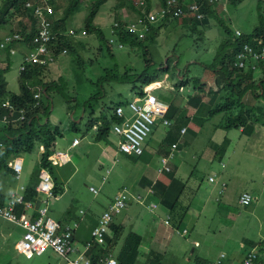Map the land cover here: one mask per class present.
Masks as SVG:
<instances>
[{
    "label": "rangeland",
    "instance_id": "rangeland-1",
    "mask_svg": "<svg viewBox=\"0 0 264 264\" xmlns=\"http://www.w3.org/2000/svg\"><path fill=\"white\" fill-rule=\"evenodd\" d=\"M88 3L89 0H83L84 8L76 13L70 24V29L79 31V35L70 37L74 42L72 50L75 49L77 52L71 51L67 55L59 56L46 73L49 79H60L62 76L68 86L66 95L63 96L59 92L52 94L49 126L53 129L58 126L65 127L64 136L57 139V149H70L68 143H71L74 136L83 138L82 143L77 146L75 151L69 150L74 169L69 171L68 167L54 168V173L60 177V187L63 190L56 201L51 203L50 215L56 219L76 215L84 217L86 220H92L96 217L94 214L102 213L109 206L117 189L130 176H133L135 170L130 167H134L136 164L140 168L145 166L147 161L154 166H161V155L159 156L158 151L160 148L171 146L172 142L166 138V135L168 128L173 125L167 128L156 124L146 140L144 154L135 158H140V160L125 162L124 155H119L118 158L115 155L116 159L114 160L111 155L108 158L103 154L104 147L116 150L119 137L113 130L107 141L97 143L93 140L95 131L88 130L86 127L89 122V114L85 112V106L100 92V87L95 84V81L115 66L119 67L120 72L127 71L129 74L140 72L146 67L145 59L151 58L153 63L150 66V73L154 66L160 67L162 64L169 70V74L165 75L161 82L165 87L174 89L167 88L168 90H165L162 87L155 91L156 94L162 100H166L170 104L173 103V124L183 122L185 126L189 127L186 137H189L190 140L185 148L187 155H184V158L186 156L188 160L184 165L190 180L186 192L182 196V201L187 199L191 201L195 196L199 199L198 203L201 200L204 201V207L192 206L194 209H190V212L185 214L186 218L179 228L188 230L186 237L176 234L173 228L169 230V236L165 242L168 254L164 260H160L161 263L199 264L197 257L200 252L207 254L205 259L202 258L207 262L212 258L215 259L214 256L221 252L230 253L235 249H241L242 244H238L234 248L233 246L236 241L249 236L244 229L248 230L252 239L263 238V204H260L257 207L258 211L254 212L256 217L249 221L247 209L254 207L256 201L252 205L242 206L236 200V196L242 189L251 188L254 183L260 184L264 180V112L259 116L261 121L252 120L257 124L254 126V133L250 134L242 133L237 128H225L227 117L234 111H238L237 109L233 112L223 111L219 114H210L209 110L218 106L230 95V90L223 89V86L220 85L219 87L214 85L220 72L216 73L210 69L215 62L220 45L226 39L234 41L236 37L240 36L237 34L238 31L250 34L257 26L264 23V0L231 2L227 4L226 11L222 9V5H216V12L204 20H199L198 23L187 16L172 18L165 26L157 23L156 33L152 40L144 43L145 47L130 45L120 47L119 40L116 38L113 44L110 45L108 42L112 48V54L108 52L105 43L96 34L82 35L83 20L88 11ZM139 11L126 0H108L100 8L95 22L104 30V35L109 40L112 37L111 25L115 20L119 18L120 20L135 19L142 13L141 9ZM18 21V18L12 20L14 30H16ZM10 30L11 28L8 26L0 27V40L5 34L12 32ZM100 46L102 50H100ZM0 59L3 61V65H6L7 53L0 52ZM21 63V53L12 54L11 67L6 73V79L8 89L13 93H20ZM260 72L254 73L255 79L259 78ZM177 76L189 80L184 89L176 88L179 84ZM101 86L103 88H101L100 102H92V107L97 112L94 118L99 116L104 109L103 105L109 102L108 104L113 106L119 99L124 102L126 113L131 114L127 107L126 97L133 95L132 83H109L101 84ZM189 96L200 97L199 101L202 105H200L199 113L195 110L193 100L187 101ZM69 97L73 99H69ZM250 97L245 96L243 102L248 103L249 106H259L260 111H264V99L256 100V98L251 99ZM236 108H238V104ZM75 117L78 118L76 121L79 129H69L68 125ZM85 134L87 135L85 136ZM225 141L228 143H224ZM40 155L39 146L24 155V175L31 172L32 178L34 175L36 180ZM75 168V173L70 177ZM108 169H110L109 174H107ZM211 175H216L215 180H209ZM105 176H107L106 180H104ZM223 183L224 188L222 187ZM92 187L97 189L98 193H94L91 190ZM135 207H128L119 217L117 215V222L122 220L125 215L130 214L131 209H135ZM154 213L162 220L164 219L162 214L159 215L158 211H152L151 208L143 210L140 214L147 222ZM198 219L200 224L197 228L196 221ZM140 224L142 225L141 222ZM18 227L11 222L0 220V264H58L62 261L67 264L66 258L58 255L51 248L42 254H35L31 257L19 253L16 247L14 248L16 241L20 240L23 235L22 229ZM143 227L138 225L137 230L141 232ZM161 227L164 228V225L162 224ZM202 227L204 228L202 229ZM10 230L15 235L6 238L5 234H8ZM193 238H198L197 240L202 246H196L192 241Z\"/></svg>",
    "mask_w": 264,
    "mask_h": 264
},
{
    "label": "built area",
    "instance_id": "built-area-1",
    "mask_svg": "<svg viewBox=\"0 0 264 264\" xmlns=\"http://www.w3.org/2000/svg\"><path fill=\"white\" fill-rule=\"evenodd\" d=\"M210 4L222 5L224 11L226 6L234 0H205ZM55 0H28L26 7L29 8L36 17V29L31 40L32 48H28L27 52L22 57L20 71L26 69L28 65H39L46 67L53 64L61 55H66L68 49L61 46V39L57 32L53 29L52 16L55 13L53 3ZM136 6H144L145 0H133ZM144 9L142 13H144ZM187 16L196 19L205 17L202 12L201 5L198 0H167L165 5H159L154 2L151 10L145 17L137 15V18L132 20H115L111 25L110 43L113 44L116 38L124 33L130 32L138 37H145L151 30V25L156 24L164 19L172 17ZM240 35V31L237 32ZM67 37H76L79 31L70 29L64 33ZM82 35H87L86 31L82 30ZM22 35L19 32H10L3 36L0 41V49H9L11 54H16L22 42ZM119 42V46L123 44ZM264 64V41L258 38L254 43L246 42L240 47L235 54L233 66L238 69H251L258 71L260 65ZM164 88L162 82H155L144 86L143 90L133 89L132 97H126L127 107L131 114L126 113L124 105H117L114 113L121 119L112 126V130L119 137L117 148L120 152L131 155L141 156L144 152L145 143L156 124L164 127H171L173 120L169 116L170 104L162 100L156 90ZM183 89V88H182ZM41 92L34 95L36 104H39ZM4 106L15 110V105L10 101H5ZM25 110L20 109L19 119H24ZM4 123H8L9 119L4 116ZM187 128H182L184 134ZM80 143L78 138L74 139L73 146ZM4 144L0 142V150ZM45 152L44 145H41V155L39 163L42 161ZM183 153L179 142L171 144L168 153L160 158L161 168L159 172H170V163L177 156ZM48 159L52 166L62 167L71 161L70 152L57 150L53 152ZM1 162V159H0ZM8 167L14 172L17 178H20L24 171V158L21 155L10 158L7 162ZM110 169L107 170L109 174ZM37 184L35 193L32 197H28V186L20 184L16 190L12 191L5 199H0V219L11 222L23 229V235L16 243V249L19 253L31 257L35 254H42L48 248H51L58 255L66 258L67 264H119L116 257L112 254L101 257L99 262H95L91 257L87 256L88 251L93 247V244L106 246V237L109 233L110 225L113 223L117 214L121 213L131 203L137 202L145 204L148 195L157 193L154 187L147 189L146 193H132L128 184L120 188L114 199L99 217L97 224L91 231V240L85 242L82 249L76 245V228L77 223H61L50 215V205L58 197L55 196V181L52 173L47 167L39 166L37 174ZM108 176V175H107ZM104 177V180L107 178ZM215 176L210 177L213 181ZM94 193L97 189L91 188ZM133 201V202H132ZM255 197L249 191H244L239 197V203L242 206L254 204ZM149 208L156 211L159 208V203L149 201ZM172 216L168 212L165 214L164 222L168 226H172ZM180 235H186L187 229L180 230L176 228ZM196 245L199 243L196 242ZM264 249V237L261 239L259 247H255L248 251L239 264H257L258 258L261 255V250ZM228 256L226 253H221L219 257L209 264H227Z\"/></svg>",
    "mask_w": 264,
    "mask_h": 264
},
{
    "label": "trees",
    "instance_id": "trees-1",
    "mask_svg": "<svg viewBox=\"0 0 264 264\" xmlns=\"http://www.w3.org/2000/svg\"><path fill=\"white\" fill-rule=\"evenodd\" d=\"M27 1L28 0H0V27L8 26L11 28L10 31L19 32L22 35L21 44L23 46H27L28 48H32L33 46L31 45V40L35 33L37 19L33 12L26 7ZM107 1L108 0H89L87 5L88 11L84 17L82 28L87 34H96V36L105 43L108 52L112 54V48L109 46V44L111 45L110 41L106 39L104 30L95 22L100 8ZM166 1L167 0H145V5L139 7L133 3V0H126V2L132 5L133 8L137 9V11H139V9L145 10L144 13L139 15L141 17H145L149 13L154 2H158L159 5H165ZM198 2L201 5L202 12L205 14V17L201 20H204L207 16L213 15V13L216 12L217 7L215 8L214 4H210L205 0H198ZM231 2H238V0ZM53 5L55 9V13L52 16L53 29L57 32L58 37L61 39V46L68 49L67 54L71 51L77 52L75 49L72 50L74 47L73 40H71L70 37L65 36L64 33L70 29V24L76 13L84 8L83 0H55ZM16 18H18L19 21L16 25V30H14L12 20ZM172 18H177V16ZM172 18L164 19L158 23L165 26ZM118 20H120V18ZM191 20L198 23L200 19L191 18ZM156 24L151 25L149 34L143 38L130 32H124L120 34L117 39L123 45L145 47L144 43L148 40H152L153 35L156 33ZM258 38H262L264 41V23L257 26L250 34H243L240 32V36L236 37L234 41L229 39L224 40L216 54L214 64L210 67L213 72H220V75L216 78L215 82L218 85L223 86V89L230 90V95L225 98V101L219 103L218 106L211 108L209 113L219 114L223 111L233 112L237 109L238 111H234L233 114H230V116L227 117L228 119H226L227 121L224 125L225 128H242L243 132L250 134L255 130L254 126L257 124L252 120L256 119L261 121L259 116L264 111H260L259 106H249L248 103L243 102V99H245V96L247 97V95L251 96V99H264V64L260 65L259 71L261 72L259 78L255 79L254 73L256 71L251 69L235 68L233 66V61L236 51L240 47H242L246 42L254 43ZM99 48L102 50L101 46ZM0 52L7 53L6 65H3V61L0 59V142L4 144V147L0 150V175L11 171L7 165L10 158L17 155L24 156L25 154L32 152L37 145H44L45 152L39 166L47 167L52 173L55 181L54 193L55 196L58 197L63 189L59 186L57 176L54 173V167L48 157L53 152L57 151V139L64 136L65 127L62 126V128L58 126L56 129L51 128L49 126V114L52 110V94L59 92L63 94V96L66 95V90L68 89L67 83L62 76L60 79L48 78L46 73L50 70L51 65L46 67L28 65L25 70L20 71L19 73L20 93H13L9 91L8 81L6 79V73L11 67L12 54L9 49H1ZM145 63V69H142L140 72H136L134 74H129L127 71L120 72L118 70L119 67L115 66V68L108 70L104 76L99 77L95 81V84L100 87V92L97 93V95L93 97L88 104H86L85 112L89 114V122L86 127L88 130L93 129L95 131V138L97 141H107L108 136L112 131L113 124L121 120L114 113V110L117 105H123L124 103L119 99L113 104V106H111L108 102L102 106L104 109L100 112L99 116L94 118V115L97 112L94 107H92V102H100L99 98L102 96L101 88H103L101 84L132 83L134 89L142 91L144 86L155 82H161L163 77L169 74V70L166 69V67H163L162 64L160 67L154 66L152 73H150V66L153 63L151 58L145 59ZM168 64H170L169 61ZM176 79L179 82L176 88L179 87L180 89L184 88V86L189 82V80L185 77L180 78V76H177ZM37 92H41V97L39 99V104L35 105L36 99L34 98V95ZM189 97V99L192 100L196 99L195 110L199 113L201 110L200 105H202L199 101L200 97ZM69 99L73 98L69 97ZM5 101L13 103L15 105V110L4 106L3 104ZM237 104L238 108H236ZM231 106H233V109ZM20 109H24L26 112L24 119H19ZM172 112L173 103L170 104L169 116L174 118L172 116ZM4 116L9 119L8 123L3 122L2 119ZM77 119L78 118L75 117L72 120V122L68 125L69 129H79L76 121ZM180 123L182 124L183 122ZM166 138L172 142V144L177 141L178 133L174 130V127H171L170 129L168 128ZM224 143H228V141H225ZM173 182L174 179L172 178V183ZM36 184L37 179L29 186V198L34 195ZM184 188L185 186L181 184L175 197V203L179 200ZM169 206L172 208L173 205L171 204ZM111 226L116 234V232L119 231V228L117 229L119 226L115 223H112L110 227ZM114 237L115 235L113 238L109 237L107 239L106 237L108 247L106 249H101L99 251V255L87 253V256L91 257L97 263L101 257L110 255L111 251L108 248ZM141 240L142 236L135 231H130L127 234L120 252L116 256L119 264L136 263L139 256V246ZM197 262L199 264H207V262L203 261L201 258H197Z\"/></svg>",
    "mask_w": 264,
    "mask_h": 264
},
{
    "label": "crops",
    "instance_id": "crops-1",
    "mask_svg": "<svg viewBox=\"0 0 264 264\" xmlns=\"http://www.w3.org/2000/svg\"><path fill=\"white\" fill-rule=\"evenodd\" d=\"M19 47L20 48H19L18 52H20L22 57H23L24 54L27 52L28 47L23 46L22 44H20ZM214 85L215 86L217 85V87H219V85L216 82ZM167 88H170V87L164 86L165 90H168ZM172 90H174V89L172 88ZM189 100H187V101H189ZM182 101H180V102H182ZM192 103L196 107L195 99H193ZM0 125H1V123H0ZM173 127H174V130L178 133L177 141H179L180 147L183 149V153L181 155H179L178 157H176L173 160V162H171V169L172 170L170 172H165V171L159 172V169L161 168V166H159V167H158V165L154 166L149 161H147L145 166H142L140 168H138L136 166V164L133 163L134 167H130L131 169L135 170V172H133V176H130L126 180V182H124L121 186V187H123V186L128 184V187L130 188L132 193H139V192L146 193L148 188L154 187L156 189L157 193L153 196L148 195L147 196L148 201L145 204H141V203H137V202L132 201L133 203H131L128 207L133 208L134 206H136L135 209H131V213L125 215L122 220H119V222H117L118 217L128 207L125 208L121 213L117 214L118 217H117V215L115 216L113 223H115L119 226V227H117V229L119 228L118 229L119 231H117L115 234V232L113 231V228L111 226L109 229V233L107 234V239L109 237L113 238V236L115 235L114 239L112 240V242L110 243L109 248H108V249H110V251H111L110 253L114 257H116L118 255V253L120 252V249L123 245L124 239L127 236V234L130 231H135L142 236V240H141V243L139 246V256H138L135 264H159V263L162 264L160 260L161 259L164 260V258L168 254V249H167V246L165 245V242H166L167 237L169 236V230H171V228H173V230L176 232V234H178L175 227L176 228L180 227V224L186 218L185 214L190 212V209L191 210L194 209L192 206H195V207L198 206L199 208L204 207V201L201 200L200 203H198L197 201L199 199H197L196 196L191 201L189 199H187L184 202L182 201V196L186 192V187L188 186V183L190 180V177L185 172L186 166L184 165L185 162L188 160V159H186V156L184 158V155H187V153L185 152V148H186V145L189 144V140H190L189 137H186L187 134L189 133V127L185 126L184 123H182V124L181 123H177V124L174 123ZM184 127H186V128L188 127V129L184 134H182L181 130ZM66 128H67V126H66ZM240 130L242 133H245V132H243L242 128H240ZM254 131L252 133H254ZM86 135L87 134H85V136ZM115 135L118 137V135L116 133H115ZM75 138H78L80 140V143L78 145H80L82 143L83 138H81V137L79 138V137L74 136L73 140H71V143L70 142L68 143V148H70V149H68V151L69 150L75 151L77 149L78 145H76L75 147L73 146V142H74ZM93 138H94L93 140H95V142H96L97 140L95 138V134L93 135ZM104 141L105 140L97 141V143H102ZM37 146H39V149H41V145H37ZM57 150L67 151V149H57ZM110 150H111V152H110ZM168 150H169V148H163V149L160 148L158 151L159 156L160 155L162 156V155L168 153ZM144 152H143V154H144ZM103 154H104V156H108V158H110V155H111L114 158V160L116 159V157L118 158L119 155H124L126 157V159H124V162L127 160H130V161L131 160H140V158L135 159L136 157H140V156H131V155L122 153L118 150L117 147H116L115 151H113L112 148H110V147H104ZM115 155H116V157H115ZM161 156H160V158H161ZM181 156H183V157H181ZM23 158H24V163H25V157L23 156ZM70 158H71V155H70ZM176 159H177V161H176V163H174V161ZM38 163H39V159H38ZM66 167H68L69 171H72V169H74L75 166L73 164L72 158L68 164H66L62 167H58V168H66ZM75 171H76V168L70 174V177L75 173ZM23 173H24V171L22 172L20 178H17L12 170L8 173H4V174L0 175V199H5L12 191L16 190V188L20 184H23V185H26L29 187L34 182L35 177L33 175V178H32L31 172H29L25 175ZM213 176L216 177V175H211L210 177H213ZM210 177H209V180H210ZM59 178L60 177H57V181H58L59 186H60L61 183L59 181ZM172 178L174 179L173 183H172ZM181 184H183L185 186V188H184L179 200L175 203V197L179 191ZM253 185L254 186H252L251 188L242 189L240 192H238V194L236 196V200L239 203V197L242 194V192L249 191L254 195L256 203L254 204V207L247 209V211H248L247 216H248L249 221H252L256 217L254 212L258 211L257 207H259L260 204H263V206H264V180H262L260 184L254 183ZM222 187L224 188V183L222 184ZM120 188L117 189V191L113 195L111 201L114 199L116 193L119 191ZM223 188L221 189L222 192H223ZM149 201H156L159 203V208L156 210V211H158L159 215L162 214V216L165 217L166 213L169 212L171 214V216H172L171 221H173L172 226L166 225L164 222V219L162 220V218L157 216L156 213H154V215L151 216V218L147 222L145 221L144 217L140 213L143 210L149 208V206H148ZM171 204L173 205L172 208H170V206H169ZM105 209L103 210V212L105 211ZM178 209H179V211H178ZM220 210L223 211V209H220ZM263 211H264V209H263ZM102 213L94 214L96 217L92 220H86V218L79 217L76 215L75 216L69 215L68 217H64L61 219L55 218V219L60 221L63 224L64 223H69V224L77 223L76 245H77V247L82 249V246L84 245V243L91 240V238H92L91 237V231H92L93 227L97 224V220L102 215ZM244 215H245V212H244L243 216ZM258 219H260L259 216H258ZM0 220H2V219H0ZM140 222L142 223V225L140 224ZM196 222H197V228H198V225L200 224L199 219ZM162 224L164 225V228L161 227ZM138 225H140L141 227L144 226L142 228L141 232H139V230H137ZM18 228H21V227H18ZM203 228L204 227H202V229ZM179 229L181 230V228H179ZM244 230L249 236L243 237L240 241L235 242L236 244L233 246V248L238 246V244L239 245L242 244L241 249H235L233 252L226 253L228 256L227 264H239L248 251L252 250L255 247H259V244H260L262 237H260L259 239H252L251 235L248 233V230H246V229H244ZM22 232H23V229H22ZM13 235H15V233L10 230V231H8V234H5V237L8 238L9 236H13ZM178 235H180V234H178ZM180 236L186 237L185 235L184 236L180 235ZM107 239H106V243H107ZM197 239L198 238H193L192 241H194V243L198 242L199 244L198 245L195 244V245L201 247L202 244ZM17 242L18 241H16V243ZM16 243H15V245H16ZM15 245H14V248L16 247ZM107 247H108V245L102 248V246H99L97 244H93V247L88 251V253L99 255V251L101 249H106ZM248 247H250V248H248ZM190 253H192V251H190ZM221 253H225V252H221ZM220 254L215 255L214 256L215 259L212 258L210 261H207V264L214 262L219 257ZM206 257H207V254H205V253L201 254V252H200L197 258L205 259ZM58 264H65V263H64V261H62ZM173 264H177V262H173ZM257 264H264V249L261 250V255L258 258Z\"/></svg>",
    "mask_w": 264,
    "mask_h": 264
},
{
    "label": "clouds",
    "instance_id": "clouds-1",
    "mask_svg": "<svg viewBox=\"0 0 264 264\" xmlns=\"http://www.w3.org/2000/svg\"><path fill=\"white\" fill-rule=\"evenodd\" d=\"M259 71V70H258Z\"/></svg>",
    "mask_w": 264,
    "mask_h": 264
}]
</instances>
